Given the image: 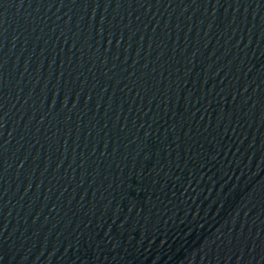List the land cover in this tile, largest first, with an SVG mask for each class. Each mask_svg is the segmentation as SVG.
<instances>
[{
  "label": "water",
  "instance_id": "obj_1",
  "mask_svg": "<svg viewBox=\"0 0 264 264\" xmlns=\"http://www.w3.org/2000/svg\"><path fill=\"white\" fill-rule=\"evenodd\" d=\"M0 264H264V0H0Z\"/></svg>",
  "mask_w": 264,
  "mask_h": 264
}]
</instances>
